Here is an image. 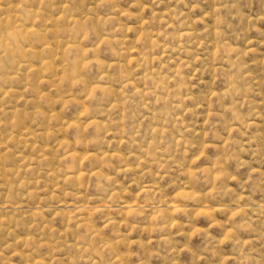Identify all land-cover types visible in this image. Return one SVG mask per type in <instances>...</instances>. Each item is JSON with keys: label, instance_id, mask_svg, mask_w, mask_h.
<instances>
[{"label": "rangeland", "instance_id": "obj_1", "mask_svg": "<svg viewBox=\"0 0 264 264\" xmlns=\"http://www.w3.org/2000/svg\"><path fill=\"white\" fill-rule=\"evenodd\" d=\"M263 206L264 0H0V264H264Z\"/></svg>", "mask_w": 264, "mask_h": 264}, {"label": "bare ground", "instance_id": "obj_2", "mask_svg": "<svg viewBox=\"0 0 264 264\" xmlns=\"http://www.w3.org/2000/svg\"><path fill=\"white\" fill-rule=\"evenodd\" d=\"M19 2H20V1H19ZM6 9H7V8H6ZM62 9H63V8H62ZM7 10H8V9H7ZM67 10H68V9H67ZM29 11H30V10H29ZM30 12H31V11H30ZM26 13H27V12H26ZM5 14H6V13H5ZM30 14H31V13H30ZM63 15H64V14H63ZM5 16H6V15H5ZM60 16H61V15H60ZM60 16H59V17H60ZM65 16H66V15H65ZM70 16H71V15H70ZM1 17H2V16H1ZM6 17H7V16H6ZM17 17H18V16H17ZM59 17H58V18H59ZM64 18H65V17H64ZM70 18H71V17H70ZM3 19H4V17H3ZM6 19H8V18H6ZM6 19H5V20H6ZM16 19H17V18H16ZM22 20H23V19H22ZM25 20H26V19H25ZM74 20H76V19H74ZM19 21H20V20H19ZM3 22H4V21H3ZM5 22H6V21H5ZM5 22H4V23H5ZM17 22H18V21H17ZM66 22H67V21H66ZM19 23H20V22H19ZM23 25H25V24H23ZM23 25H22V26H23ZM5 26H6V25H5ZM22 26H20V27L22 28ZM27 27H28V26H27ZM27 27H26V28H27ZM33 28H34V27H33ZM33 28H32V29H33ZM32 29H31L30 26H29V29L26 30V35L28 34L27 32H32ZM34 29H35V28H34ZM23 31H24V26H23L22 33H23ZM20 32H21V31H20ZM35 32L37 33V31H35ZM35 32H34V34H35ZM191 32H192V31H191ZM32 33H33V32H32ZM24 34H25V31H24ZM34 34H33V35H34ZM30 35H31V34H30ZM191 37H192V36H191ZM149 44H151V43H149ZM153 45H154V42H153ZM164 49H165V48H164ZM25 50H26V49H25ZM216 55H217V54H216ZM46 62H47V61H46ZM47 63H48V62H47ZM45 64H46V63H45ZM46 66H47V64H46ZM44 67H45V66H44ZM60 68H61V67H60ZM64 70H65V69H64ZM64 70H63V71H64ZM63 71H62V72H63ZM64 72H65V71H64ZM148 73H149V72H148ZM145 75H146V74H145ZM148 75H149V74H148ZM143 76H144V75H143ZM149 76H150V75H149ZM154 79H155V78H154ZM154 79H153V81L156 82L157 80L155 79V80H156V81H155ZM158 81H159V80H158ZM105 90H106V89H105ZM9 95H10V94H9ZM19 114H20V113H19ZM53 116H55V115H53ZM93 120H94V119H93ZM93 120H91V121H93ZM94 123H95L96 125H98L99 121H98V123H96V122L94 121ZM91 124H93V123H91ZM91 124H90V125H91ZM84 125H85V124H84ZM55 131H56V130H55ZM57 132H58V131H57ZM80 137H81V136H80ZM81 140H82V139H81ZM104 151H105V150H104ZM104 151H103L102 153H100V154H99L98 152L96 153L97 155H101V156H99L100 158H98V156H97L96 154H94V153H93V154H94L95 156L92 155V154H90V156H94V158L97 159V161H98L99 159H102V158L104 157L105 154H107V153H106L107 151H106L105 153H104ZM110 154H112V153H110ZM70 155H71L72 157H75V156H73L74 153H70ZM75 155H76V154H75ZM85 155H86V154H85ZM85 155H84V156H85ZM105 156H106V155H105ZM109 156H110V155H109ZM106 157H108V156H106ZM112 157H113V156H112ZM82 158H83V157H82ZM88 158H89V155H88ZM107 159H109V158H107ZM166 159H167V158H166ZM166 159H165V160H166ZM170 159H171V158H170ZM166 161H167V160H166ZM30 169H31V168H30ZM18 172H19V171H18ZM79 173H80V172H79ZM74 175H75V174H74ZM76 175H77V174H76ZM69 178H70V177H69ZM69 178H68V179H69ZM68 181H69V180H68ZM179 191H181V190H179ZM179 191H178V192H179ZM178 192H177V194H176V196H175L176 198H175L174 195H173V197L175 198L174 201L179 200V199L182 197V195H183V198H184V194H185V193L183 192V193H184V194H183V193H178ZM189 194H190V193H189ZM192 195H193V194H191V197H192ZM185 197H190V196H189V195H187V196L185 195ZM191 197H190V198H191ZM194 197H195V196H194ZM194 197H192V198L194 199ZM183 198H181V199L183 200ZM184 200H187V199L184 198ZM196 200H197V199H196ZM172 203H173V202H172ZM174 203H175V202H174ZM175 204H176V203H175ZM79 205H80V204H79ZM127 205H128V204H127ZM145 205H146V203H145ZM180 205H181V204H179V206H178V205H172V206L170 205L171 210L173 209V210H177V211H178V208H180L179 211H183V210H181L182 208H181ZM260 205H262V203H261ZM260 205H258V206H260ZM125 206H126V205H125ZM140 206H142V205H140ZM143 206H144V205H143ZM79 207H81V206H79ZM79 207H78V208H79ZM131 207H132V206H128V208H131ZM144 207H145V206H144ZM146 207H147V206H146ZM73 208H74V207H73ZM133 208H135V207L133 206V207L131 208V210H133ZM136 208H137V207H136ZM157 208H159V207H157ZM263 208H264V206H263ZM126 209H127V208H126ZM76 210H77V209H76ZM76 210H75V211H76ZM155 211H156V210H155ZM78 212H79V211H78ZM156 212H157V211H156ZM158 212H159V210H158ZM162 214H163V213H162ZM80 216H81V215H80ZM76 217H77V216H76ZM81 217H82V216H81ZM84 219H85V218H84ZM108 245H109V244H108ZM108 245H107V246H108ZM107 248H110V247H107ZM110 249H111V248H110ZM118 261H119V260H118Z\"/></svg>", "mask_w": 264, "mask_h": 264}]
</instances>
